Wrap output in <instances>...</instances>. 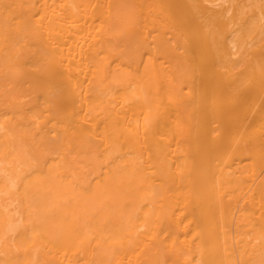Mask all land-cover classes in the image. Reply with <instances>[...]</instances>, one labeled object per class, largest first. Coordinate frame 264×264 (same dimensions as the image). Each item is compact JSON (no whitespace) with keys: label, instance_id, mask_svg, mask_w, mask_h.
I'll return each instance as SVG.
<instances>
[{"label":"bare ground","instance_id":"1","mask_svg":"<svg viewBox=\"0 0 264 264\" xmlns=\"http://www.w3.org/2000/svg\"><path fill=\"white\" fill-rule=\"evenodd\" d=\"M0 264H264V0H0Z\"/></svg>","mask_w":264,"mask_h":264}]
</instances>
